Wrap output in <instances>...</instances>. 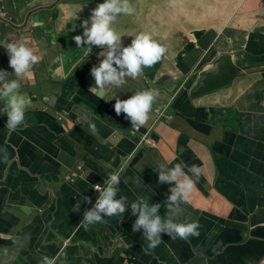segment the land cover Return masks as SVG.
<instances>
[{
  "label": "crops",
  "instance_id": "1",
  "mask_svg": "<svg viewBox=\"0 0 264 264\" xmlns=\"http://www.w3.org/2000/svg\"><path fill=\"white\" fill-rule=\"evenodd\" d=\"M102 2L0 0L7 17V22L0 18V39L24 37L43 53L21 89L31 101L24 123L8 135L7 115L0 114V148L10 159L0 162V236L19 232L36 239L27 251L18 240L2 246L0 264H32L31 256L41 264L43 254L54 253L50 244L59 250L63 237L72 241L62 254L65 264H158L142 250L147 246L143 229H132L137 217L130 202L147 198L160 203L159 214L167 216L166 198L174 182L160 184L153 165L180 161L201 168V179L178 217L197 220L200 236L184 240L162 234L165 244L153 253H163L168 264L263 263L264 0H131L135 13L119 16L114 25L124 35L123 44L131 42L130 35L147 31L167 46V53L142 77L109 87L103 98L89 92L95 83L90 69L99 64L102 49L77 48L72 39L82 34V21ZM0 69L13 71L3 47ZM145 89L163 91L136 133L149 134L155 146L145 145L127 164L139 138L131 134L126 114L116 115L115 97L127 99ZM162 111L168 119L157 120ZM89 119L106 143L89 133ZM77 166H82L78 181L64 186L62 176ZM122 168L117 198L130 201L122 219L111 217L106 227L75 233L72 221L69 229L54 223V234L46 206L41 217H34L33 206L45 205L51 194H76V201L67 202L68 220L76 218L92 185ZM61 213L59 207L60 220Z\"/></svg>",
  "mask_w": 264,
  "mask_h": 264
},
{
  "label": "clouds",
  "instance_id": "2",
  "mask_svg": "<svg viewBox=\"0 0 264 264\" xmlns=\"http://www.w3.org/2000/svg\"><path fill=\"white\" fill-rule=\"evenodd\" d=\"M135 13L131 0H103L98 3L88 19L81 23L83 32L75 35L74 40L77 48L92 49L96 46L102 49L98 56L100 62L90 69V75L94 78V85L90 86L89 92L103 98L109 87H122L126 84L127 78L136 80L144 75L147 68H151L167 53V46L154 38L153 34L147 31H139L130 35L131 42L125 46L122 42V35L114 27L119 16H131ZM90 25V26H89ZM0 39V47L6 49L9 57V72L0 69V114L7 115L5 128L8 135L15 132L25 121L26 111L31 101L21 91L23 85L33 78V67L40 63L43 53L34 42L21 37L19 39ZM87 45V47H84ZM14 76V78H12ZM102 94V95H101ZM158 93L154 89L133 91L127 99L115 97L114 110L117 116L126 114V119L131 121L133 128H140L146 125L150 119L153 104ZM97 120L101 119L99 116ZM89 133L100 139L97 123L89 119ZM0 162L10 163L9 153L6 148H0ZM153 170H158V182L160 184H173L168 191L170 195L166 198L167 216H161L160 203H149L147 198H140L129 201L127 197L117 198L119 193L120 172H110L104 185L99 183L92 186L99 193L98 198L91 210L84 213L81 225L88 227L97 223H107L105 217H119L126 211L130 202L131 214L136 216L132 229L139 231L143 229V236L146 239V250H153L162 243V234H167L171 239L188 240L190 237L200 236V224L197 220H178L183 214L182 205L188 203L190 195L201 179V168L196 164L187 165L184 161L169 166L167 163L157 162ZM85 202L91 203V199L84 197ZM79 207V206H78ZM138 214V215H137ZM216 251V248H213ZM41 264H55L53 258L44 256Z\"/></svg>",
  "mask_w": 264,
  "mask_h": 264
},
{
  "label": "flooded vegetation",
  "instance_id": "3",
  "mask_svg": "<svg viewBox=\"0 0 264 264\" xmlns=\"http://www.w3.org/2000/svg\"><path fill=\"white\" fill-rule=\"evenodd\" d=\"M1 17L4 20L7 18L5 16V14L4 13L2 14V12L0 11V18ZM8 23H10V22H8ZM124 40H125V38L122 37V42ZM159 115H160V118L158 120H162L164 118L168 119V116H166V114H164L163 111L162 112H159ZM57 118L58 119H62L59 115L57 116ZM135 130L136 129L133 128V130L131 131V134L132 135H134V132L133 131H135ZM135 137H138L139 140H137L135 142L136 150L134 149L133 152L129 155V157H128L127 161H126L127 164H129L132 161V159L134 158L133 156H134L135 152L137 153L138 150H141V149L145 148V145H148L150 147L155 146V142L151 139V137H150L149 134H147V135L137 134ZM76 168H77V170H68V172L65 173V176L62 177V182L64 183V186L65 185H69V184H74V183H76L78 181L79 176H81L79 172L82 170V166H77ZM126 168H128V167H126ZM126 168H124V170ZM259 169H260V175L264 176V162H261L260 163ZM117 170H119V169H117ZM117 170L115 169V170H113V172L114 171H117ZM122 171H123V168H122ZM122 171L120 172V175L122 174ZM74 176H76V177H74ZM94 184H97V183H94ZM99 184L101 186H103L102 183H99ZM71 186H73V185H71ZM98 195H99V193L96 192L95 189L92 188V193L89 196V198L91 199L92 202L91 203H87L83 199L82 202H81V206H79V209H78V210H80L78 212L79 215H77L76 218H75V215H74V217H72V218H70L68 220V218H69V209L67 207V202H68V200L76 201V199L78 198V195H76V194L74 195L73 194L72 196L71 195H65V196H63V195L51 194L48 197V199L45 201L46 202L45 205H43V206H41V207H39V208L36 209L35 214H34V217H38V218L41 217L40 215L43 214L44 206H46L45 209H47V213L44 211V215L46 214L47 216L50 217L49 218V224L47 223V225L49 226V231L50 232H53L55 234V230L54 229H56V228H54L52 226V224H54V223H57V224H65L66 227L69 229V225L68 224L72 221L71 222V226L73 227V232L75 233L80 228H85L80 223L83 220L84 213L86 211H88V210H91L89 206H92V207L94 206V204L96 202V199L98 198ZM59 207H61V209H62L61 220L58 219V217H57V211L59 210ZM24 211H25V209H24ZM105 219L108 221L107 223H97V224L90 225V226L97 225V226H101V227H106V226H108L109 221L111 220V218L105 217ZM34 225H36V221H34L33 226ZM37 225H39V222H38ZM45 225L46 224H42L41 226H45ZM86 228H88V227H86ZM45 239L46 238H44V241H45ZM68 241L69 242H67V239H65L64 237L61 238L62 246L60 247L59 250H58V248H56V246H55L54 243L50 244V247H53L52 250L55 253V255L53 254V256H55L53 258L55 260V264H59V263H64L65 264V263L68 262V260L66 258H62V254L63 253L64 254L66 253L67 246L70 245V244H72L71 238H69ZM145 244L147 245V242ZM162 244L164 245L165 242L163 241ZM138 250H140V249H138ZM138 250H136L134 252L135 256H136V253H137ZM142 250H146V248L145 247H142ZM148 251H150L149 257L150 256H155L158 264H168V261L165 260L163 253L156 254L155 255L152 250H148ZM259 264H264V262L263 263L260 262Z\"/></svg>",
  "mask_w": 264,
  "mask_h": 264
},
{
  "label": "water",
  "instance_id": "4",
  "mask_svg": "<svg viewBox=\"0 0 264 264\" xmlns=\"http://www.w3.org/2000/svg\"><path fill=\"white\" fill-rule=\"evenodd\" d=\"M154 90L158 93V96L156 98L155 103L153 104V107H158V105H159L158 98H159L160 95H162L163 91L160 90V89H154ZM168 100H169V98H168ZM161 107H160V109H161ZM159 118H160V115L157 116V120ZM139 130H140V128H138L135 131H133L134 135H136V133L140 132ZM63 176H65V174ZM74 177H76V176H74ZM2 184H4V182H2ZM102 184L104 185V183H102ZM0 186H1V184H0ZM33 207L37 209L40 206H33ZM89 207H90V209L92 208V206H89ZM9 236H10V238L2 237V234H1V236H0V249H1L2 246L6 245L8 242H11L13 240H18V242L20 244H22L23 249L25 251H27V250H30L32 248V244H34V240L36 239V237L34 235H29V236L27 235L28 237H26V236L20 234L19 232H16L13 235L10 234ZM11 237H13V239H11ZM2 241H5V243H2ZM67 242H69L68 239H67ZM8 251H9V248H8ZM53 254L55 255V253H53ZM46 255L49 256V258H54L55 257V256H53L51 254H47V253L43 254L42 256H46ZM31 262H32V264H34V260H33L32 256H31Z\"/></svg>",
  "mask_w": 264,
  "mask_h": 264
},
{
  "label": "rangeland",
  "instance_id": "5",
  "mask_svg": "<svg viewBox=\"0 0 264 264\" xmlns=\"http://www.w3.org/2000/svg\"><path fill=\"white\" fill-rule=\"evenodd\" d=\"M39 76H41L42 77V75L40 74V72H39ZM61 118H62V115H59Z\"/></svg>",
  "mask_w": 264,
  "mask_h": 264
},
{
  "label": "built area",
  "instance_id": "6",
  "mask_svg": "<svg viewBox=\"0 0 264 264\" xmlns=\"http://www.w3.org/2000/svg\"><path fill=\"white\" fill-rule=\"evenodd\" d=\"M150 142V141H149Z\"/></svg>",
  "mask_w": 264,
  "mask_h": 264
}]
</instances>
